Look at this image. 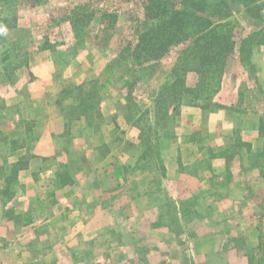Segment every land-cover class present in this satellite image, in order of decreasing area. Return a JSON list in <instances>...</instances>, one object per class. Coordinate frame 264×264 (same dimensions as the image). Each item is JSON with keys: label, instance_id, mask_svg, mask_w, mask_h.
Instances as JSON below:
<instances>
[{"label": "rangeland", "instance_id": "374dc122", "mask_svg": "<svg viewBox=\"0 0 264 264\" xmlns=\"http://www.w3.org/2000/svg\"><path fill=\"white\" fill-rule=\"evenodd\" d=\"M0 264H264V0H0Z\"/></svg>", "mask_w": 264, "mask_h": 264}, {"label": "trees", "instance_id": "16d2710c", "mask_svg": "<svg viewBox=\"0 0 264 264\" xmlns=\"http://www.w3.org/2000/svg\"><path fill=\"white\" fill-rule=\"evenodd\" d=\"M223 3V2H222ZM151 42V39L149 40ZM142 43V41H140Z\"/></svg>", "mask_w": 264, "mask_h": 264}]
</instances>
